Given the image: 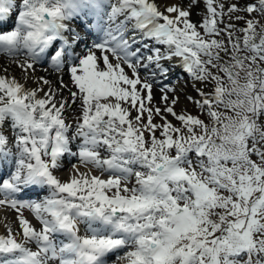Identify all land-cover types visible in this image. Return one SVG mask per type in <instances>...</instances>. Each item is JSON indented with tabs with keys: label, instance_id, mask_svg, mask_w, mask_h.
I'll return each mask as SVG.
<instances>
[{
	"label": "snow or ice",
	"instance_id": "snow-or-ice-1",
	"mask_svg": "<svg viewBox=\"0 0 264 264\" xmlns=\"http://www.w3.org/2000/svg\"><path fill=\"white\" fill-rule=\"evenodd\" d=\"M203 3L193 23L199 0L164 12L150 0H0V53L24 56L23 78L37 84L0 75V205L28 208L41 225L21 217L18 239L0 235V264H264V25L252 17L264 19V0ZM82 14L94 20L83 38L64 23ZM93 31L102 36L89 46ZM41 62L55 83L30 76ZM176 66L212 85L186 96L208 124L176 111ZM77 104L69 136L64 113ZM73 156L88 171L73 166L61 181Z\"/></svg>",
	"mask_w": 264,
	"mask_h": 264
},
{
	"label": "rangeland",
	"instance_id": "rangeland-1",
	"mask_svg": "<svg viewBox=\"0 0 264 264\" xmlns=\"http://www.w3.org/2000/svg\"><path fill=\"white\" fill-rule=\"evenodd\" d=\"M249 2L254 4L255 3V0H249ZM241 3H243V0H241ZM186 4L189 6V0H187V3ZM192 15L193 16H196V18L201 21L203 15H204V3H203V0H199L198 6L194 10L191 11V15L190 16H192ZM236 15L244 16L245 13L238 12V13H236ZM252 17L255 18V19H257V21H258L259 24L264 25V19H261L259 17V14L258 13H253L252 14ZM233 23L236 24V26H237L238 29L239 28H243L244 25H245V21L244 20L233 21ZM74 28H76L77 31H80L81 30L79 27H77V24L74 25ZM237 35L239 36L240 33L237 32ZM92 42H93V39L89 37L88 38V44H89V46H92ZM158 47H160V46H158ZM105 54H107L109 56V61L113 65H115L117 63L116 58L113 57L110 53H105ZM99 57H101L100 60L102 62V54H101V52H99ZM8 59H11V58L8 57ZM12 61L14 63V65H13L14 66V69L16 71H18V72L19 71H22V69L18 66V61H23V56L20 55L19 57H15V58L12 59ZM39 65H40V68H44V69L47 66L43 62H41ZM261 66L264 67V65H261ZM101 68H103V67H101ZM124 68H125V71L129 75H131V72L126 67V65H124ZM182 74H183L182 77L177 80L178 83H180L179 84V86H180L179 88L180 89L179 88H176V93L179 96V104L176 107V111L179 113L182 110H186L187 113H189V114H192L194 116H197L198 115L199 118L201 120H203L205 124H208L209 121H208V118H207L206 113H204L202 111H199L194 104L190 103L186 99V96L191 95V96L195 97L196 96L195 89H197V88L201 89L204 92H209L210 89H211V87H212V85L209 84L208 86H205V85L200 84V83L194 84L192 82V80H190V78L188 77V75L186 73H183L182 72ZM141 75H143V70L142 69H141ZM170 79H171L173 85L174 84L175 85L177 84V83H175L176 82L175 78L171 77ZM153 92H154V95L156 97V101L158 102L159 101V96H160V92L158 90V85L153 88ZM220 111H223V109H220ZM67 114L68 115L65 118H66L67 122L70 125L73 126V131H70L68 133V135L71 136L74 133L75 124H76L77 118L79 117L80 114L72 113L71 115H69V112H67ZM135 114H136L135 112L132 113L133 116H135ZM228 114H231V113H228ZM64 115H65V113H64ZM169 119L172 120L171 117H169ZM156 122L157 123L160 122L159 121V118H156ZM8 123H7L8 126H4L3 127V130H4V134L9 138V140H11L12 139V136H13V132H12V129H11V126H10L11 125V122L9 121ZM172 123L173 124H176L177 121L172 120ZM156 135L159 136V132H157ZM75 141H76V145L74 146L75 148L72 149L74 152H76V151L79 150V145L82 143V141L79 138H77ZM101 151H102V156L103 157L110 158V154L107 151H105V150H101ZM252 159L253 160H258V158L256 156H253ZM69 160L72 161L71 164H68L67 161H66L65 163H63V166L55 172V175L61 181H68L70 179V177L72 175V167L73 166H79L80 167V171H82V172L88 171L87 168H85L83 165H80V162H79V160H78L77 157H73V158H71ZM132 167L133 168H137V167H134V166H132ZM91 174L92 175L99 176L102 179H108V178H110V173L109 172H106V173H103L102 174L101 172H99L98 170H95V169L92 170ZM133 183H134V177H133L132 180L129 181V186H131ZM47 194L48 193H45L44 191L41 192V199L44 196H46ZM29 199L30 200H36L37 197L35 195H33L31 197L26 198V200H29ZM1 216L2 217L3 216L4 217L7 216V218L9 219V222L6 225L4 224L3 225V228H1V230H0V231H2V232H0V235L5 236V238L7 237V235L9 234V232H11L14 236H16L18 238H19L20 235H22L21 234L22 233V229L19 226V219L21 217L27 219V221L29 222L30 226H32L34 228L40 226L39 222L32 217V213L30 211L25 212L24 210L19 209V208H16V209L6 208V209H4L2 207V208H0V217ZM40 228H41V226H40ZM29 247L33 251L36 248L35 244H30Z\"/></svg>",
	"mask_w": 264,
	"mask_h": 264
},
{
	"label": "bare ground",
	"instance_id": "bare-ground-1",
	"mask_svg": "<svg viewBox=\"0 0 264 264\" xmlns=\"http://www.w3.org/2000/svg\"><path fill=\"white\" fill-rule=\"evenodd\" d=\"M52 2L53 3H55V0H52ZM150 2H154L156 5H158L159 6V10L161 11V12H164L165 11V8H164V5L165 4H167V5H173V4H180V5H182V6H184V7H188V5L186 4L187 3V0H150ZM84 11H87V10H84ZM77 19L79 20V21H83V23L86 25V26H89V22L91 21V22H94V20H93V18L92 17H90V16H87V15H77V16H74L73 18H72V20L71 21H65L64 23L65 24H67L70 28H71V26H70V23H72V24H74V22H77ZM190 20H191V22H193V23H199L200 22V20H198L197 18H196V16H190ZM88 28V27H87ZM72 29V28H71ZM127 35L129 36V37H132V36H136L137 37V39H139V34L138 33H136V32H134V31H132L131 30V25H129V32L127 33ZM94 36H102V34H97L95 31H93V33H92V36L91 37H94ZM145 43H149V44H151L152 42L151 41H145ZM136 46H138V45H133V48H135ZM157 47H158V45H157ZM160 47H162L163 48V46H160ZM84 51H86V49H83ZM94 50V52H95V55H97V57H99V52L100 51H98V50H95V49H93ZM8 57H10L11 59H8ZM13 58H15V57H13V56H9L8 54H6V53H0V65H2L3 66V69L2 70H0V75H4V74H6V78H8V79H12V78H15V79H17L21 84H23L26 88H30V89H35V88H37V84L35 83V80L33 79V78H29V79H24L23 78V72L22 71H16L15 69H14V63H13V61H12V59ZM23 60H24V56H23ZM174 63H176L175 61H174ZM40 64V63H39ZM37 65L36 66V70H35V72L34 73H31L30 72V76H32V77H41V76H47L48 77V79L50 80V81H52L53 83H55V81H56V73L51 69V67H49V68H47V66H46V68L45 69H47V70H45L44 68H40V65ZM98 67H103V61L101 62V60L99 61V63H98ZM143 70V69H142ZM182 72L183 73H185L179 66H176V67H174L172 70H171V73H170V78L171 77H173V78H175V80H176V82L175 83H177L176 85L174 84V86L176 87V88H179L180 86H179V84L180 83H178V79L179 78H181L182 77ZM63 79H64V81L65 82H67L68 81V76L67 75H65L64 77H63ZM180 89V88H179ZM64 95L67 97V95H68V93H67V90H65V92H64ZM72 113H77V114H80V108H79V105L77 104V105H74L73 106V110L72 111H69V115H71ZM67 112L65 113V117H67ZM7 123L8 122H6L5 124H4V126H8L7 125ZM9 124V123H8ZM3 126V127H4ZM76 145V141H72L71 142V144H70V147H71V149H74L75 146ZM73 157H75V156H73ZM73 157H67V159L64 161V163L67 161V160H69L70 158H73ZM134 167H138V166H135L134 165ZM106 173V172H105ZM45 193H48V191H47V189H44L43 190ZM0 208H2L1 206H0ZM4 208V207H3ZM4 209H6V208H4ZM22 210H24L25 212H27V211H31L30 209H28V208H24V209H22ZM9 222V219L7 218V216H1L0 217V230H1V228H3V225L5 224H7ZM41 226V225H40ZM40 226L39 227H35V229H40ZM82 229V228H81ZM0 232H2V231H0ZM16 233V232H15ZM22 234V233H21ZM80 234H83V229H82V231H81V233ZM56 236H58V237H60L59 235H56ZM15 238H17L18 239V237H16V236H14ZM61 238H64V237H61ZM28 247H29V245H28ZM30 248V247H29ZM31 249V248H30ZM34 249V248H33Z\"/></svg>",
	"mask_w": 264,
	"mask_h": 264
}]
</instances>
